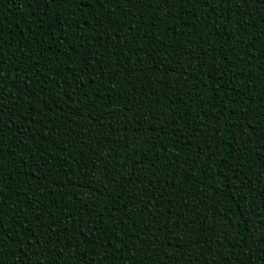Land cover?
<instances>
[{
    "label": "trees",
    "instance_id": "16d2710c",
    "mask_svg": "<svg viewBox=\"0 0 264 264\" xmlns=\"http://www.w3.org/2000/svg\"><path fill=\"white\" fill-rule=\"evenodd\" d=\"M0 28L6 230L60 264H264V2L0 0Z\"/></svg>",
    "mask_w": 264,
    "mask_h": 264
},
{
    "label": "snow or ice",
    "instance_id": "6c2138e0",
    "mask_svg": "<svg viewBox=\"0 0 264 264\" xmlns=\"http://www.w3.org/2000/svg\"><path fill=\"white\" fill-rule=\"evenodd\" d=\"M62 3L68 4V3H75L76 0H61ZM93 2V0H79L80 5L82 6H88ZM96 2L103 4L104 0H96ZM109 2H112V0H109ZM126 2H133V0H126ZM135 2L140 3L141 0H135ZM237 5H239L240 0H236ZM257 2H264V0H257ZM35 3L38 7L47 4L50 6L52 3H56V0H28L29 6ZM227 3L230 4L231 0H227ZM251 3V0H249V4ZM231 13H229L230 15ZM42 22V21H41ZM3 29L0 28V32H2ZM0 56H2V52H0ZM3 77L0 76V80H2ZM58 82V81H57ZM73 85H69V87H72ZM67 95V94H66ZM6 105H4L2 102H0V110L5 108ZM10 118V117H9ZM3 121L0 119V124H2ZM4 151L2 144H0V153ZM2 191V190H0ZM4 201L0 200V204H3ZM12 226L8 225V228L10 229ZM40 228H43L45 232H48L47 228H44L43 224L39 225ZM23 236L24 239H17V237ZM45 239L51 241L50 236H45ZM25 240L28 241V244L31 245V247L28 249V251L25 253V256L27 259L23 261V264H27L28 259H32V256H35V259L32 261V264H60V257L56 256L54 261H47L44 259H41L45 255V246L40 241V237L36 236L35 234V226L33 228L26 229L25 232L17 231L15 235H13L12 231L6 230L5 228V221L3 219V208H0V258L4 256V249L8 247L9 244H15L16 249L20 250L23 248H28V244L25 243ZM158 251V249L154 250ZM13 255H15V251L12 252ZM73 259H76V256H73ZM0 264H2V260H0ZM15 264V262H14ZM89 264H95L94 261L89 262Z\"/></svg>",
    "mask_w": 264,
    "mask_h": 264
}]
</instances>
